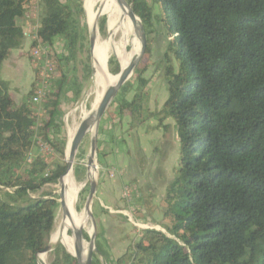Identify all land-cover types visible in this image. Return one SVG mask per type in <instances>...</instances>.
Segmentation results:
<instances>
[{
    "label": "trees",
    "instance_id": "obj_1",
    "mask_svg": "<svg viewBox=\"0 0 264 264\" xmlns=\"http://www.w3.org/2000/svg\"><path fill=\"white\" fill-rule=\"evenodd\" d=\"M38 1L43 8L39 38L49 48L64 42V50L55 54L41 136L64 156L66 140L57 118L61 97L76 83L70 65L79 53H86L91 74L88 34L76 12H83L85 0L75 9L62 0ZM125 1L146 28L152 19L149 2L159 8L169 37L167 97L157 111L144 107L143 69L131 99L113 100L117 115L128 113L129 129L151 118L167 129L164 122L172 119L179 149L165 189L167 233L142 230L122 264H264V0ZM27 2L0 0V69L23 43L18 22ZM105 26L100 18L101 33ZM150 53L149 44L144 54ZM108 69L112 77L120 70L113 56ZM32 94L31 89L26 97L31 100ZM35 124L29 104L16 103L0 78V264H39L37 255L48 245L59 208L53 194L31 196L57 183L65 169V162L49 168L39 155L27 163ZM50 256L51 264H77L60 243ZM92 264H98L94 256Z\"/></svg>",
    "mask_w": 264,
    "mask_h": 264
},
{
    "label": "rangeland",
    "instance_id": "obj_2",
    "mask_svg": "<svg viewBox=\"0 0 264 264\" xmlns=\"http://www.w3.org/2000/svg\"><path fill=\"white\" fill-rule=\"evenodd\" d=\"M62 1L64 2L66 1L68 4L71 5L73 9H75V3L78 0H62ZM81 1L83 8L84 0ZM149 5L152 11V19L150 24L147 25L148 28L147 46L150 44L151 53L148 56H146L145 54L142 55L130 78L120 87L116 95L117 97L116 99L119 100L121 98H125L128 100L131 99L134 91L140 87L137 83V80L139 79L138 75L141 74V71L146 68L147 70L143 74H141L142 77L146 78L148 81L149 79H152V86L155 83L157 88L158 98H161V96L163 97L164 84H165L164 56H166L167 43L169 37L167 36V32L164 29L162 23L159 21L160 12L157 4L149 2ZM25 9H26L25 12L36 15L32 18L20 20L18 22L21 25L23 32H25L23 43L19 49L12 50L8 55V57L2 62L1 64L2 71L0 69V78L1 79L4 78L8 80L5 81L8 82L9 91L12 97L14 98L15 102L18 104L22 102H27V104H29L33 112V116L36 122L35 136H34L33 147L30 151V154L27 157V163L31 161V158L33 156L39 155L47 163L49 168L54 169L57 163L66 162V154H67L66 146L68 142L69 131L75 132L82 118H87L88 115L86 114H88L93 108L97 86L94 82V77H93L94 72H93L92 60H91L92 56L89 48V55H90L89 64L91 67V74H90L88 73V62L85 61L86 53L78 54V57L74 62V67L70 65V68L72 67V74H73V78L76 80V83L72 85V88L68 90L61 97L60 100V113L58 114L57 121L62 124L61 130L66 140L64 156L57 153L55 149L53 155H46L39 150L37 145V140L39 139L42 141H46L41 136L42 135L41 122L47 118L45 108L43 107L45 101L41 104H34L31 102L30 98H27L26 96L31 89L34 91L35 84L37 83L38 70L41 71L43 69V65L46 62V60L52 59L55 62L56 60L55 54L64 50V42L62 40H58L57 42H55L54 46L52 48H49V54L47 58L44 55H42L39 58H33L30 53V46H29L30 40L28 35L32 33L33 27L39 24L43 8L38 0H28ZM76 12L80 14L81 23L86 26L87 34L89 35L88 24L85 22L84 19V8H83V12L79 10L78 11L76 10ZM97 31L100 39L102 40L106 39V37L108 36L107 26H105V32L101 33L99 31L97 24ZM135 32L137 34V28L135 29ZM136 39L138 43V34ZM87 41L89 42V36L87 37ZM132 43L133 41L131 40L129 41V43L126 44L128 46V47L126 46V48H128L127 52L129 53V55L131 54V58H130L131 60L134 59L136 53L139 50V47L137 48L136 46L135 47L136 49L134 50L135 52L134 51L132 52L131 51ZM110 54L111 56L115 57L112 53ZM172 61H173V66L176 69L177 64L174 60ZM53 76H56V74L53 73L51 75L47 84L48 85L47 91L50 87V83L51 80L53 79ZM110 77L112 80L115 78L112 77L111 75ZM165 95L167 96V89ZM107 119H109V122L111 121V125L113 124L114 129L116 130H119L122 124L124 127L123 133H125L126 135L129 136V138H131L130 142H128L127 140L126 142L125 140L120 141L113 138V143H110L111 144L110 147L121 149V153L124 155V158L128 162L131 160L132 156L134 158L136 157L140 161L142 159V155L137 151V147H136L137 144L135 140H138L139 143L141 141L143 145L142 138L141 136H139L137 139L132 140L133 135L130 136L131 131L134 128H137L139 125L134 127L133 129H129V122L131 119L130 118L128 123H125L123 121V123H121L118 128V124L123 120V118L121 115L120 116L117 115L116 103L112 102L100 120L97 129L98 138L100 137V134H102L101 130L103 126L102 125L103 121ZM160 128L164 130L163 127ZM93 133L94 130L93 131L91 130L83 138L82 142L80 143L76 151L72 166V174L74 181L78 183L79 186L83 185L81 190L79 189L76 198L75 208L78 212L84 209V205L89 191V184L87 179L90 169L88 170V168L86 167V163L90 150V139ZM56 140L60 142V137L56 136ZM99 144L100 141L99 139H97V152L95 156L96 161L94 166L96 170V176L93 179L96 183L97 189L91 204V213L93 215V219L95 220V225H96L95 240H94L95 249H93L92 251V258L94 256L97 259L98 264H117L119 260H121L120 264H122L123 262L126 261L128 262L129 255L134 251V246L141 234V231L144 230L141 229L139 226L133 225L132 222H136L137 224L138 223L145 224L148 225L149 229L153 228V229L161 230L162 232L165 233H167V231L166 228L164 227L168 225V222L162 219V213L164 211V209H162L161 217H160V211H158L159 217L156 215L157 217L154 216L155 219L152 224L147 223V221L144 219L143 216L145 215V213H147V215L153 213V212H148L147 210V207L149 206V200L147 198L138 197L136 195L137 192L135 193L133 185H131L130 181L122 182L120 185L121 193H122L120 197V201L123 203V210L121 213L112 212L111 210L109 212L107 211V209L102 207L106 205L108 202H111V204L113 205L112 209H117L116 207H114L115 201H113L112 197L109 196L110 199H108V197L104 196V194L100 195L101 194L100 187H103L105 184H108V179H109L108 175L110 174V171H115V176L117 177H120L123 174H121V171L118 168L106 167L105 161L108 159L113 160L115 159L116 156L112 155L109 158H107L105 154L103 152H100V150L98 149ZM155 147L157 148V151L162 149V146L160 144H156ZM177 159L175 162V166L177 164ZM173 177H174V173H173ZM125 186L131 190L129 196L130 198L128 201L123 196V191ZM58 189H59L58 182L54 184H46L37 193L32 194L31 196L40 197L48 194H53L58 200L59 198L57 193ZM164 200H165V193H164ZM61 216L62 213L59 206V208L56 211V217H55L52 233L55 230L58 219ZM89 226H90L89 231H87L86 228L85 229L83 228V232L87 236L86 238H84V242H86V244H88L89 242L88 233L92 232V225L90 219H89ZM51 234L48 239V244H51L52 247L60 242H50ZM98 235H100V237L98 238L100 252H98L96 249V238ZM50 251L45 254L44 261H42L39 258V255L41 253L37 255V259H39L38 260L39 264H51L52 258L50 256Z\"/></svg>",
    "mask_w": 264,
    "mask_h": 264
},
{
    "label": "crops",
    "instance_id": "obj_3",
    "mask_svg": "<svg viewBox=\"0 0 264 264\" xmlns=\"http://www.w3.org/2000/svg\"><path fill=\"white\" fill-rule=\"evenodd\" d=\"M144 79L146 82L143 87V105L150 111L159 110L167 97L165 95L167 89L166 82L164 84L163 97L161 96V98H158L155 83V86H152V79H149V81L146 78ZM122 118L123 120L119 122L118 128L123 121L128 123L130 116L128 113L124 112ZM165 123L168 124V129L163 130L157 126V121L151 118L131 131L130 136L133 135L132 140L137 139L139 136L142 138L143 145L141 141L139 143L138 140H135L137 151L142 155V159L139 161L136 157L134 158L132 156L131 160L128 162L121 153V149L110 147V143H113V138L120 141L125 140V142L126 140L130 142L131 138L123 133L124 127L122 124L119 130H116L114 129V125H111V121L109 122V119L103 121L101 130L102 134H100V137L98 138L100 141L98 149L100 152H103L107 158L112 155L116 156L113 160H106L105 165L110 168H118L121 171V174H123L120 177L108 175V184L100 187V195L104 194L108 199H110V196L113 198V201H115L114 207L117 209H112L113 205L111 202L102 206L107 209V211L122 212L123 203L120 201L122 194L120 185L122 182L130 181L135 193L137 192L136 195L149 200L147 210L148 212L153 213L150 215L145 213L143 216L147 223L152 224L154 222V216H158V211H160L161 217V211L166 206L164 200L165 189L173 179L179 146L174 122L168 118ZM156 144H160L162 149L157 151V148L155 147Z\"/></svg>",
    "mask_w": 264,
    "mask_h": 264
},
{
    "label": "bare ground",
    "instance_id": "obj_4",
    "mask_svg": "<svg viewBox=\"0 0 264 264\" xmlns=\"http://www.w3.org/2000/svg\"><path fill=\"white\" fill-rule=\"evenodd\" d=\"M84 13L86 23L88 24L89 34L94 39L92 47V67L94 82L97 86L93 108L86 114L87 118L92 119L95 116V111L104 89L114 83L118 76L112 80L108 70V59L112 53L118 60L122 70L125 71L131 64V54L127 52L126 44L133 41V52L141 42V30L139 28L138 20H131L128 17V8L120 2V0H85ZM100 18H105L108 36L106 39H100L97 31V24ZM137 28V34L135 29ZM137 44V45H136ZM128 47V46H127ZM135 52V51H134ZM138 52L136 53V55ZM135 55V56H136ZM72 130V129H71ZM93 131V129H92ZM74 131H69L68 142L66 146V159L68 160L69 146ZM89 176L94 179L96 170L94 166L90 167ZM64 182V200L66 203L67 213L58 219L56 228L51 234L50 242H60L65 250L71 255L73 253V236L72 232L75 228H86L90 230L89 216L87 210L82 209L77 211L75 208L77 193L80 189L78 183L73 179L72 167L67 171L63 177ZM88 244L83 242V257L86 254ZM39 258L44 261L45 254H40ZM39 260V259H38Z\"/></svg>",
    "mask_w": 264,
    "mask_h": 264
},
{
    "label": "water",
    "instance_id": "obj_5",
    "mask_svg": "<svg viewBox=\"0 0 264 264\" xmlns=\"http://www.w3.org/2000/svg\"><path fill=\"white\" fill-rule=\"evenodd\" d=\"M122 4H124L128 8V17L131 20H138L139 22V28L141 30V42L139 45V50L138 54L134 57L132 60L131 64L127 68V70L123 71L121 66L119 72L114 75L118 76V79L108 85L99 100V103L97 105L96 111H95V116L92 119L89 118H82L80 121L78 127L76 128L73 137L71 138L70 141V146H69V155H68V160L66 159L65 162V169L63 174L58 178V200L57 202L59 203L60 209L62 216H65L67 213V208H66V203L64 200V182H63V177L67 173L69 169L73 166L74 162V157L76 154V151L82 142L83 138L85 135L91 131L92 129L94 130V133L91 135L90 139V150L89 154L87 157V163L86 167L88 170L90 169L91 166H95V156L97 152V129L100 123L101 118L103 117L104 113L106 112L107 108L111 105L113 100L115 99L120 87L130 78L132 73L134 72L135 67L137 66L139 60L141 59L142 55L144 54L146 47H147V28L145 27L143 21L140 19L138 15H136L133 11V9L127 4L125 0H120ZM89 36V48H90V53L92 52V47L94 43V39L91 34ZM92 56V54H91ZM88 184H89V191L87 195V199L84 205V209L87 210V214L89 216L91 225H92V232L88 233L89 236V242H88V248L86 250V254L83 257V242H84V237H83V228H75L74 231L72 232L73 236V253L71 256H73L76 259L77 264H92V251L95 249L94 247V240H95V220L93 219V215L91 213V204L93 201V198L96 193V183L93 179L90 178L88 175ZM83 187V185L80 186V190ZM51 244H48L45 249L41 252L42 254H46L51 250Z\"/></svg>",
    "mask_w": 264,
    "mask_h": 264
},
{
    "label": "built area",
    "instance_id": "obj_6",
    "mask_svg": "<svg viewBox=\"0 0 264 264\" xmlns=\"http://www.w3.org/2000/svg\"><path fill=\"white\" fill-rule=\"evenodd\" d=\"M36 14H30L28 12L24 13L23 18L24 19H29L34 17ZM39 28V24L35 25L33 27V31L30 35H28L29 40H30V53L33 58H39L42 55L48 56L49 54V47L46 46L41 39L38 36L37 30ZM25 35V32H23ZM55 71V62L54 60H46V62L43 65V69L41 71L38 70V76H37V83L35 84L33 94L31 96V102L34 104H41L45 101L46 95H47V84L48 81L51 77V75ZM37 145L38 148L41 152H43L46 155H53L54 154V147L51 143L42 141V140H37ZM110 176H115V171H110ZM130 189L128 187H124L123 191V196L129 200L130 196ZM133 225L139 226L141 229H149L148 225L145 224H137L136 222H132Z\"/></svg>",
    "mask_w": 264,
    "mask_h": 264
}]
</instances>
